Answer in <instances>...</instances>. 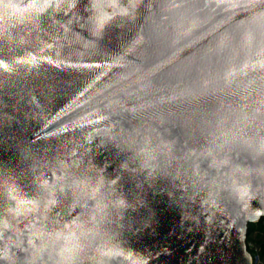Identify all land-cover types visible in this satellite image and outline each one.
Listing matches in <instances>:
<instances>
[{
	"label": "water",
	"instance_id": "95a60500",
	"mask_svg": "<svg viewBox=\"0 0 264 264\" xmlns=\"http://www.w3.org/2000/svg\"><path fill=\"white\" fill-rule=\"evenodd\" d=\"M264 0H0V264H252Z\"/></svg>",
	"mask_w": 264,
	"mask_h": 264
},
{
	"label": "built area",
	"instance_id": "2783aa9c",
	"mask_svg": "<svg viewBox=\"0 0 264 264\" xmlns=\"http://www.w3.org/2000/svg\"><path fill=\"white\" fill-rule=\"evenodd\" d=\"M260 224L258 229L251 233L247 248L252 255V264H264V219L255 223Z\"/></svg>",
	"mask_w": 264,
	"mask_h": 264
},
{
	"label": "trees",
	"instance_id": "16d2710c",
	"mask_svg": "<svg viewBox=\"0 0 264 264\" xmlns=\"http://www.w3.org/2000/svg\"><path fill=\"white\" fill-rule=\"evenodd\" d=\"M260 227V224H251L249 226V233H248V240L250 239L251 237V233L255 230V229H258Z\"/></svg>",
	"mask_w": 264,
	"mask_h": 264
}]
</instances>
